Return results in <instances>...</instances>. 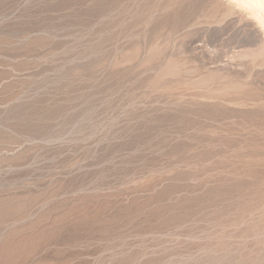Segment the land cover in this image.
<instances>
[{"label":"rangeland","instance_id":"rangeland-1","mask_svg":"<svg viewBox=\"0 0 264 264\" xmlns=\"http://www.w3.org/2000/svg\"><path fill=\"white\" fill-rule=\"evenodd\" d=\"M239 1L0 0V264H264Z\"/></svg>","mask_w":264,"mask_h":264},{"label":"bare ground","instance_id":"bare-ground-1","mask_svg":"<svg viewBox=\"0 0 264 264\" xmlns=\"http://www.w3.org/2000/svg\"><path fill=\"white\" fill-rule=\"evenodd\" d=\"M236 2V1H235ZM240 3L242 2V3H244V4H246V5H248V6H252V7H257V8H259L260 10V12H262L263 14H264V0H240L239 1ZM237 4H239V3H237ZM261 17V16H260ZM259 17V18H260ZM263 19V18H262ZM251 138V137H250ZM256 142V141H255ZM251 163V162H250ZM257 165V164H256ZM254 173V172H253Z\"/></svg>","mask_w":264,"mask_h":264}]
</instances>
